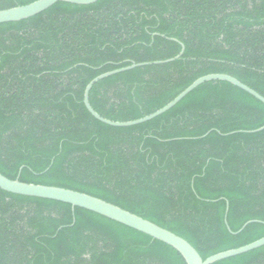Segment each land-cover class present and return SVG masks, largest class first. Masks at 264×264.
Here are the masks:
<instances>
[{
  "label": "trees",
  "instance_id": "1",
  "mask_svg": "<svg viewBox=\"0 0 264 264\" xmlns=\"http://www.w3.org/2000/svg\"><path fill=\"white\" fill-rule=\"evenodd\" d=\"M37 0H0V11ZM197 79L223 74L264 98V0L57 3L0 25V174L112 204L204 261L264 238V105ZM228 208L227 214L226 209ZM226 217V224L224 219ZM242 232L237 234L248 222ZM0 264H185L170 247L94 213L0 190ZM216 264H264V247Z\"/></svg>",
  "mask_w": 264,
  "mask_h": 264
},
{
  "label": "water",
  "instance_id": "2",
  "mask_svg": "<svg viewBox=\"0 0 264 264\" xmlns=\"http://www.w3.org/2000/svg\"><path fill=\"white\" fill-rule=\"evenodd\" d=\"M100 0H37L34 3L23 7H16L5 11H0V25L2 24H9V23H17L20 21H24L30 18H33L41 13L45 12L46 10L50 9L57 3H66L71 5L77 6H89L93 5ZM184 53V47L181 46L180 53L172 59L161 61V62H154V63H143V64H132L129 67H125L122 69H118L112 72H108L102 74L95 79H93L86 87L83 93V105L87 112L98 122L113 128H130L139 126L141 124L150 122L163 114L170 111L174 108L179 102H181L186 96L196 90L198 87L211 83V82H225L228 83L239 90L247 93L261 104L264 105V98L261 97L258 93L253 91L252 89L248 88L247 86L240 83L237 79L223 74H212L201 77L194 81L188 88H186L183 92H181L177 97H175L170 103H168L163 108L157 110L156 112L145 116L141 119L129 122H113L107 119L102 118L99 116L90 106L89 103V93L92 88L100 81L107 79L109 77L122 74L125 72H129L135 70L137 68L147 67L149 65H166L173 63L174 61L181 58ZM264 130V126L256 131H252L250 133H258ZM0 190L12 195L28 197V198H36L48 201H54L58 203H63L71 206L72 211L75 208L82 209L96 215H99L105 219H108L112 222L120 224L124 227L132 229L138 233L146 235L151 239L158 241L171 249L177 252L182 259L184 260L185 264H216L218 262L234 258L251 251L260 249L264 247V238L249 244L247 246L229 250L226 252H222L207 258L206 260H202L196 250L189 245L184 239L176 236L175 234L160 228L159 226L144 220L134 214H131L125 210H122L112 204L106 203L100 199L91 197L86 194L62 189V188H55V187H47V186H39V185H32V184H24L19 182L18 179L16 180H9L0 174ZM228 208L226 209L227 214ZM226 224V217L224 219ZM254 223L248 222L246 223L242 229L237 233L239 234L242 232L249 224Z\"/></svg>",
  "mask_w": 264,
  "mask_h": 264
}]
</instances>
